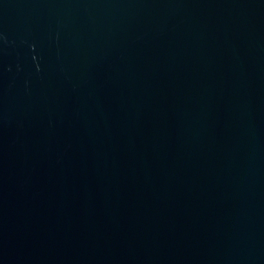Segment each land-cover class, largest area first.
<instances>
[{
  "label": "water",
  "instance_id": "95a60500",
  "mask_svg": "<svg viewBox=\"0 0 264 264\" xmlns=\"http://www.w3.org/2000/svg\"><path fill=\"white\" fill-rule=\"evenodd\" d=\"M0 264H264V0H0Z\"/></svg>",
  "mask_w": 264,
  "mask_h": 264
}]
</instances>
